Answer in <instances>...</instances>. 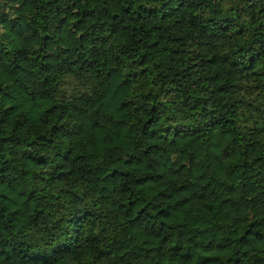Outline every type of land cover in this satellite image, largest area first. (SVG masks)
<instances>
[{
  "label": "trees",
  "instance_id": "trees-1",
  "mask_svg": "<svg viewBox=\"0 0 264 264\" xmlns=\"http://www.w3.org/2000/svg\"><path fill=\"white\" fill-rule=\"evenodd\" d=\"M0 264H264V0H0Z\"/></svg>",
  "mask_w": 264,
  "mask_h": 264
},
{
  "label": "clouds",
  "instance_id": "clouds-1",
  "mask_svg": "<svg viewBox=\"0 0 264 264\" xmlns=\"http://www.w3.org/2000/svg\"><path fill=\"white\" fill-rule=\"evenodd\" d=\"M4 10H5V11H8L7 8H5ZM53 239H55V237H50V240H53ZM71 243H72V242L69 241L67 244H61L60 247H58V248H54V251H55L56 253L63 252V251H65L67 248L71 247Z\"/></svg>",
  "mask_w": 264,
  "mask_h": 264
}]
</instances>
